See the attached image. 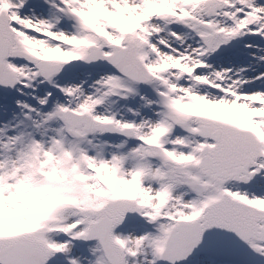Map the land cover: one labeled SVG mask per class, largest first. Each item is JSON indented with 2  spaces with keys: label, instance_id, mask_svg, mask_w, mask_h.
Segmentation results:
<instances>
[{
  "label": "snow or ice",
  "instance_id": "6c2138e0",
  "mask_svg": "<svg viewBox=\"0 0 264 264\" xmlns=\"http://www.w3.org/2000/svg\"><path fill=\"white\" fill-rule=\"evenodd\" d=\"M0 264H264V0H0Z\"/></svg>",
  "mask_w": 264,
  "mask_h": 264
}]
</instances>
